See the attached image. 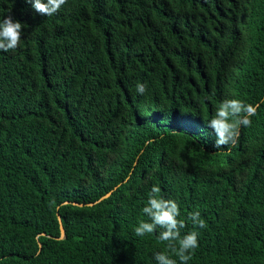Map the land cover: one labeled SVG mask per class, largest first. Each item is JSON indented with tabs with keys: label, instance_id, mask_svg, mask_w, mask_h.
<instances>
[{
	"label": "trees",
	"instance_id": "trees-1",
	"mask_svg": "<svg viewBox=\"0 0 264 264\" xmlns=\"http://www.w3.org/2000/svg\"><path fill=\"white\" fill-rule=\"evenodd\" d=\"M9 14L24 28L0 52V264H155L165 244L134 233L152 186L182 234L205 221L188 264H264V0H67L51 17L0 0ZM226 98L256 115L215 149Z\"/></svg>",
	"mask_w": 264,
	"mask_h": 264
},
{
	"label": "clouds",
	"instance_id": "clouds-1",
	"mask_svg": "<svg viewBox=\"0 0 264 264\" xmlns=\"http://www.w3.org/2000/svg\"><path fill=\"white\" fill-rule=\"evenodd\" d=\"M25 2L31 5L35 13L51 17L59 12L67 0ZM23 28L24 24L15 21L10 14L0 17V52L7 53L19 47ZM135 88L139 95L146 92V85L143 83L138 82ZM255 115L256 108L242 100L226 98L221 101L215 114L206 123L215 136V149L235 147L240 139L241 127H250L251 117ZM160 192L158 186L151 187L145 206L141 209L142 214L148 219L139 221L134 233L138 237L153 235L157 241L165 244L166 251L153 255L155 264H177V260L172 259L169 252L178 258L179 264H188L198 247L199 233L196 229L206 227L205 221L199 211L188 213L187 221L192 223L193 230L182 234L181 230L186 227V221L178 219L180 206L175 200L161 196Z\"/></svg>",
	"mask_w": 264,
	"mask_h": 264
},
{
	"label": "water",
	"instance_id": "water-1",
	"mask_svg": "<svg viewBox=\"0 0 264 264\" xmlns=\"http://www.w3.org/2000/svg\"><path fill=\"white\" fill-rule=\"evenodd\" d=\"M110 194H111V192H109V193H107L105 196H103L99 201H102V200H104V199H106V198H108L109 196H110ZM98 201V202H99ZM69 203H63L62 205H68ZM72 205H74V206H78V207H82L83 205H81V204H77V203H73ZM93 204H89V206H92ZM57 219H58V222H59V224H60V239H64V237H65V233H64V230H63V228H62V226H61V221H60V217L57 215ZM42 236H45L44 234H42Z\"/></svg>",
	"mask_w": 264,
	"mask_h": 264
}]
</instances>
